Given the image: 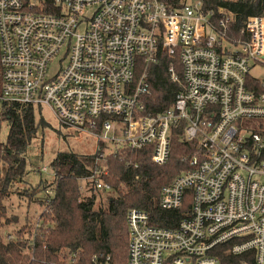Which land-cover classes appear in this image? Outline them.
Returning <instances> with one entry per match:
<instances>
[{
  "label": "built area",
  "instance_id": "obj_1",
  "mask_svg": "<svg viewBox=\"0 0 264 264\" xmlns=\"http://www.w3.org/2000/svg\"><path fill=\"white\" fill-rule=\"evenodd\" d=\"M179 1L0 0V101L49 108L115 150L148 148L155 165L172 138L194 143L157 201L182 211L176 224L127 210V264H264V79L251 71L264 70V13L234 30L231 13ZM163 53L179 61L182 87L146 111L148 69ZM102 174L95 165L80 180L109 189Z\"/></svg>",
  "mask_w": 264,
  "mask_h": 264
},
{
  "label": "trees",
  "instance_id": "obj_2",
  "mask_svg": "<svg viewBox=\"0 0 264 264\" xmlns=\"http://www.w3.org/2000/svg\"><path fill=\"white\" fill-rule=\"evenodd\" d=\"M169 2L180 5L179 0ZM201 2L216 17L231 13L234 30L248 17L264 13V0ZM170 64L176 80L168 71ZM148 82L146 111L169 107L182 87L179 61L159 55L148 69ZM0 121L8 125L5 140H0V264H127L129 208L147 210L152 222L163 226L175 225L182 216L181 210H162L157 201L162 186L188 168L194 143L172 138L169 159L163 165L152 163L148 148L118 147L102 158V142L91 154L58 151L48 165L51 178H40L33 185L26 180L30 171L26 153L46 121L31 105L5 101H0ZM95 165L106 170L97 178L109 189L80 180ZM102 193L107 194L104 202L99 201Z\"/></svg>",
  "mask_w": 264,
  "mask_h": 264
},
{
  "label": "rangeland",
  "instance_id": "obj_3",
  "mask_svg": "<svg viewBox=\"0 0 264 264\" xmlns=\"http://www.w3.org/2000/svg\"><path fill=\"white\" fill-rule=\"evenodd\" d=\"M61 55H57L49 64L48 75L54 72L61 62ZM256 77L264 79V70L252 69L251 70ZM41 111H37V114L41 116L47 123L44 126L43 132L39 129L31 145L27 149V160L30 168L29 173L26 175V180L36 184L40 178L50 179L52 171L49 168V163L58 151H72L78 154H91L96 151L97 140L87 133H76L72 129L61 126L49 110V108H41ZM256 124V120L253 121V125ZM8 132V125L6 121H0V140L4 141ZM119 136V134H116ZM110 145H105L103 153L114 151ZM45 167L46 170L39 173V170ZM106 193L99 195V201L104 202L106 200ZM96 201L98 205L100 202Z\"/></svg>",
  "mask_w": 264,
  "mask_h": 264
}]
</instances>
